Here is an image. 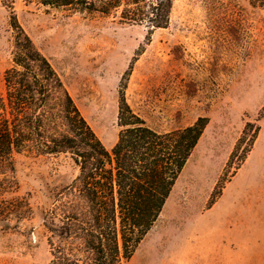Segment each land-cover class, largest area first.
<instances>
[{
  "label": "rangeland",
  "instance_id": "374dc122",
  "mask_svg": "<svg viewBox=\"0 0 264 264\" xmlns=\"http://www.w3.org/2000/svg\"><path fill=\"white\" fill-rule=\"evenodd\" d=\"M14 14L107 150L130 66L126 100L153 129L209 119L158 221L122 264H264V0H177L169 26L151 37L145 26L25 0ZM10 16L0 0V90L13 59ZM248 122L260 127L257 140L227 171ZM16 170L19 189L0 204V264H50L63 227L51 212L79 167L69 156L23 153Z\"/></svg>",
  "mask_w": 264,
  "mask_h": 264
},
{
  "label": "trees",
  "instance_id": "16d2710c",
  "mask_svg": "<svg viewBox=\"0 0 264 264\" xmlns=\"http://www.w3.org/2000/svg\"><path fill=\"white\" fill-rule=\"evenodd\" d=\"M25 1L108 18L121 25L145 26L151 37L155 30L169 26L177 0ZM16 3L1 0L11 14L14 49L0 90V204L5 195L19 189L16 155L69 156L79 167V175L64 187L51 212L53 220L62 218V232L68 228L69 235L60 233L62 244L53 249L50 264H122L155 226L209 119L200 117L168 132L153 129L126 100L130 66L119 91L118 138L107 150L51 60L18 23ZM259 131L258 125L246 123L227 171L234 164L236 170L241 167ZM225 182L224 177L217 182L208 208Z\"/></svg>",
  "mask_w": 264,
  "mask_h": 264
},
{
  "label": "water",
  "instance_id": "95a60500",
  "mask_svg": "<svg viewBox=\"0 0 264 264\" xmlns=\"http://www.w3.org/2000/svg\"><path fill=\"white\" fill-rule=\"evenodd\" d=\"M63 236L67 237L69 235V230L68 228H64L63 232L61 233Z\"/></svg>",
  "mask_w": 264,
  "mask_h": 264
}]
</instances>
